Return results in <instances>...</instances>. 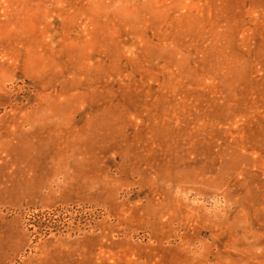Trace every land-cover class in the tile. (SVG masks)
<instances>
[{
    "label": "rangeland",
    "instance_id": "1",
    "mask_svg": "<svg viewBox=\"0 0 264 264\" xmlns=\"http://www.w3.org/2000/svg\"><path fill=\"white\" fill-rule=\"evenodd\" d=\"M0 264H264V0H0Z\"/></svg>",
    "mask_w": 264,
    "mask_h": 264
}]
</instances>
